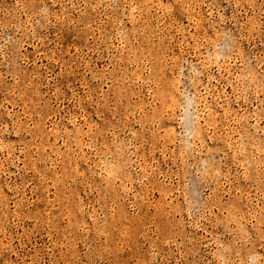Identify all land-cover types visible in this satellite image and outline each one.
<instances>
[{
	"label": "rangeland",
	"instance_id": "1",
	"mask_svg": "<svg viewBox=\"0 0 264 264\" xmlns=\"http://www.w3.org/2000/svg\"><path fill=\"white\" fill-rule=\"evenodd\" d=\"M0 264H264V0H0Z\"/></svg>",
	"mask_w": 264,
	"mask_h": 264
}]
</instances>
